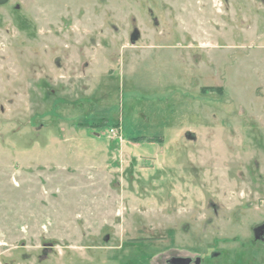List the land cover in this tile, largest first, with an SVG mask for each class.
Returning a JSON list of instances; mask_svg holds the SVG:
<instances>
[{
	"label": "rangeland",
	"instance_id": "374dc122",
	"mask_svg": "<svg viewBox=\"0 0 264 264\" xmlns=\"http://www.w3.org/2000/svg\"><path fill=\"white\" fill-rule=\"evenodd\" d=\"M263 226L264 0L0 5V264H264Z\"/></svg>",
	"mask_w": 264,
	"mask_h": 264
},
{
	"label": "water",
	"instance_id": "95a60500",
	"mask_svg": "<svg viewBox=\"0 0 264 264\" xmlns=\"http://www.w3.org/2000/svg\"><path fill=\"white\" fill-rule=\"evenodd\" d=\"M9 0H0V5L7 3ZM257 236L258 237H264V226L261 227L260 229L257 230ZM174 262H177V264H191L192 263V259L191 258H185V259H176L174 260ZM201 263V259L197 258L195 261V264H200Z\"/></svg>",
	"mask_w": 264,
	"mask_h": 264
},
{
	"label": "flooded vegetation",
	"instance_id": "af4514ba",
	"mask_svg": "<svg viewBox=\"0 0 264 264\" xmlns=\"http://www.w3.org/2000/svg\"><path fill=\"white\" fill-rule=\"evenodd\" d=\"M188 258H189V257H188ZM188 258H187V259H188ZM183 259H185V258H183ZM195 261H196V260H195ZM195 261L192 260V263L195 264ZM192 263H191V264H192ZM171 264H177V262H174V260H173V261L171 262Z\"/></svg>",
	"mask_w": 264,
	"mask_h": 264
}]
</instances>
